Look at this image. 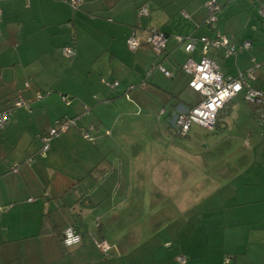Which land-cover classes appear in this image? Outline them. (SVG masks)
Listing matches in <instances>:
<instances>
[{
	"label": "crops",
	"instance_id": "1",
	"mask_svg": "<svg viewBox=\"0 0 264 264\" xmlns=\"http://www.w3.org/2000/svg\"><path fill=\"white\" fill-rule=\"evenodd\" d=\"M207 1L83 0L77 10H72L59 0H0V110L7 108L10 98L17 94L29 105L16 108L0 130V264H131L125 261L119 249L125 248L123 243L135 242L133 221L125 213L126 206L117 202L111 207L104 201L111 197L114 202L116 196L121 195L129 200L126 195L130 196L136 185L138 191L143 195L147 193L150 199L152 179L159 180V186L164 179L158 194L166 197L168 193L161 188L167 191L164 184L172 179L170 186H174L178 194L181 215L190 210L187 206L184 208L185 200L198 196L201 185L198 170L201 160L209 161L208 157L201 158L195 153L184 155L186 150L180 147L175 148L174 156H165L168 146L163 142L164 151L160 154H164V158L150 154L142 157L145 149L131 154L129 164L132 159L146 160L149 164L144 166L147 168L143 172L134 173L130 169L122 170L119 156L111 159L117 162V170L105 167L103 162L90 163L89 160L90 164H85L87 158L93 157L87 155L90 146L78 136L76 128L78 122L84 124L87 118L82 122L81 117L75 128L53 139L44 157L39 156L42 146L39 136L59 118L79 115L83 106L88 108L85 116L92 113L98 127L105 128V136L112 133L108 128H118L121 122L123 125L121 117L129 115L133 108L139 107L147 118L166 125L162 111L167 114L179 103L194 105L181 100L187 91H192L188 87L190 77L180 71V65L188 58L199 61L201 44L197 43L194 51L187 54L177 44L176 36L213 38L219 33L232 37L235 42L250 41L251 49L235 59H223L221 53L214 50H209L208 57L223 76L231 77L250 68L254 58L260 63L256 76L264 77V21L257 17V1L217 0L221 10L215 28L204 24ZM141 6L147 8V16H137ZM253 11L261 21L252 16ZM76 25H79L78 30H75ZM150 29H158L167 36L165 51L158 60L142 38L143 32ZM133 30L141 44L135 52H130L125 43ZM64 47L74 49L72 58L62 54ZM154 61L174 73L172 78L166 79H181L161 89L155 71L146 76ZM92 62H109L108 71L104 66L94 67L93 74L85 80L74 75L76 68L87 67ZM112 66L115 70L119 68L118 71L129 67L130 76L115 75ZM114 82L118 83L114 89L107 86ZM256 82L257 79L251 85L264 91V81L259 87ZM141 84L143 88L138 87ZM130 85H134L132 90L128 89ZM41 90L53 92L48 91V95L36 100L35 93H43ZM131 91H134L132 99ZM61 95L71 98V106L63 104ZM122 95L124 99L119 98ZM98 98L102 105H98ZM236 98L245 101L243 93L233 99ZM251 108L257 112L252 104ZM247 135L252 137L251 132ZM255 136L262 144V157L255 159L250 154L239 160L230 157L233 165L222 167L223 182L217 183L214 176L202 177L208 181L202 191L207 214L197 220L183 217L182 222L176 224L177 229L173 230L176 242L183 243L184 232L190 234L186 240L191 245L180 244L178 248L186 259L185 264H223L227 257L231 258V264H264V128H260L258 136L255 129ZM243 145L249 146L247 141ZM28 158H32L29 164ZM211 163L229 162L223 159ZM14 165L18 166V171L13 174L10 167ZM160 165L164 170L159 173L156 168ZM135 178L147 179L148 185L133 183ZM167 222L160 225L154 235L149 232L150 238L145 241L151 242L161 235ZM69 226L77 228L81 242L66 247L61 243V234ZM142 234L140 232L139 237ZM99 239L111 247L106 255L94 244L93 240ZM204 246L208 255L202 256L198 250ZM178 256L182 255L176 254L174 259ZM104 257L111 260H103ZM175 264H178L176 260Z\"/></svg>",
	"mask_w": 264,
	"mask_h": 264
},
{
	"label": "rangeland",
	"instance_id": "2",
	"mask_svg": "<svg viewBox=\"0 0 264 264\" xmlns=\"http://www.w3.org/2000/svg\"><path fill=\"white\" fill-rule=\"evenodd\" d=\"M69 10L71 12V9ZM253 15L255 18V11H253L252 16ZM252 16H249L250 20H254ZM262 21H264V19H262ZM78 26L79 25H76L75 30H78ZM129 56L132 57V54L129 53ZM224 62L226 65L229 64L228 60H224ZM108 64L109 62H92V64H90L89 66L86 65L87 67L76 68V72L74 75H76L80 79L85 80L87 77H89V75L93 74L92 71L94 67L99 68V66H104V68L108 71ZM115 68L119 70V68ZM112 69L117 76H130L129 67L122 68L120 69V71H118L114 69V66H112ZM154 74L155 76H159L160 81L158 82V86L163 90L167 89L169 84L173 82L177 83L181 79L180 77H177L174 80L166 79L159 71H155ZM256 77L257 82L255 84L259 87L260 83L264 81V77H260V75ZM150 83L151 81H149V87L151 85ZM41 91H43V93H46L48 91L53 92L52 90ZM133 92L134 91H131L129 93L130 99H132ZM262 93H264V91H262ZM119 98L124 99L125 97L124 95H122ZM181 100L185 101V103L190 101L191 103H194V105H196L201 101V96L197 92L187 91L185 93V97L181 98ZM98 101V105H102L101 103L103 102L100 100V98H98ZM139 109V107L133 108L129 112V115L126 114V116H122L121 118H123L124 120L123 125L121 124V122L119 123L118 128L115 127L113 130L108 128L110 131H112L111 135L104 136L105 128L100 129L98 127V124L95 121V116L92 113H89L88 117H82V122L84 121V118L87 119L84 124L78 122V126L76 129L78 130V136L82 138V140L87 142V144H89L90 146V151L87 150V155L93 157H86L87 163L85 164H90L91 162L95 163L96 161L103 162V165L105 167H112L113 170H117V162H113L111 161V159L119 156L120 160L123 162V171L127 172V170L130 169L133 170L134 173H141L145 168L144 166L148 167L149 164L146 160L143 161L132 159L131 164L132 162L134 163L133 166H131V164L128 163L129 158L132 156L131 154H137L140 150L145 149V151L142 153V157L148 156L150 154L152 157L156 156L158 158L162 156L161 158H164V154H160L162 150L164 151V143L166 144V146H168L165 151V156H174V152H176L174 151L176 150L175 148L180 147L183 149V151L186 150L183 153L180 152L184 155H187L186 153H195L200 155L201 158H209V161H204V159L201 160L200 168L198 170L201 176V185L198 196L195 198V196L193 195L186 198L184 208H186L187 206V208L190 210L183 211L182 215L177 205V201L179 200L178 194H175L176 189L174 188V186H170L172 179H169L166 185L164 184V186L167 187V191L161 188L162 191L168 193L167 197L158 194L160 192L159 187H163L164 179H161L160 186L158 185L159 180H157L156 182L154 179H152L149 183L152 189L151 192L153 193L150 196V199L147 193L143 195V193H141L142 191H138L136 185V189L132 188L134 189L133 193L130 196H128V194L126 195V197H130L129 200H126V198L123 199L121 195L119 197L116 196L114 202H111V197L108 199V201H104L106 205L109 204L111 207H113V205H115L117 202L122 207L126 206L127 210L125 213H128L133 221L136 240L135 242L131 243H123L125 248L119 249V252L123 255L127 263L149 264L152 260L153 264H175V255L179 254L183 256V254L178 251L179 245L182 244L183 247L191 245L188 244L190 243V241L186 240V238H188V236L190 235L189 231H186V233L184 232L182 236L183 243H179L178 241L176 242V235H174L173 233V230L175 228L177 229L176 224L178 225L180 222H182L183 217L197 220V218H201L207 214V207L202 202V199L205 197L202 191L208 181L202 179V177L214 176L216 177L217 183H220L225 179L224 174L222 173L224 172L222 167L224 166L225 168H228L233 165L232 163H230V161H232L230 157H236L239 160V158H246L250 154L252 155V158L260 159V157H262V144L257 142L258 139L255 136V129L256 135L258 136V134L260 133V128H264V121H261L259 119L258 111H252L250 103L240 101L236 98L233 99L230 104L226 105L225 108L218 113L216 119L218 128L215 127L214 131H209L200 125L192 124L188 136L186 138H179L176 137L174 135V132L171 129L167 128L163 122L158 123L150 120L149 118H147L145 112H141V110ZM237 109L238 112H236ZM250 123L253 124L252 128L251 125H249ZM89 126L93 127V130L90 132V136L93 137L94 140L93 143L84 139L81 136L79 130L81 128L87 129ZM232 129H234L233 135L231 134ZM247 132H251L252 137H249L247 135ZM159 141L162 144H160ZM244 141H247L249 145L248 147H245L243 145ZM81 147L83 148L82 144ZM223 159L229 163H224L225 165L215 164L216 166L214 165V163H211V161L218 162ZM163 170L164 169L162 165L156 168V171L159 173ZM140 182H145V184L148 185L147 179L143 180L135 178L133 180V183L135 184H139ZM187 203H190V205H188ZM170 220L172 222H170ZM167 221L169 222V224L166 228L162 227V229H164V232L161 235L157 236L151 242L145 241L147 237L150 238L149 232L150 234L154 235V233L159 229L160 225H163V223ZM243 228L246 229V227ZM145 231H148V234L144 233ZM140 232L143 234L139 237ZM165 242H168V244L166 245ZM206 248L207 246H204L198 250L200 251V254L202 256L208 255ZM106 259L109 261L111 260L108 257H104L103 260Z\"/></svg>",
	"mask_w": 264,
	"mask_h": 264
},
{
	"label": "built area",
	"instance_id": "3",
	"mask_svg": "<svg viewBox=\"0 0 264 264\" xmlns=\"http://www.w3.org/2000/svg\"><path fill=\"white\" fill-rule=\"evenodd\" d=\"M67 4L71 9L77 10L82 4L83 0H59ZM256 14L259 19H264V0H256ZM204 10L206 18L204 24L209 28H215L218 13L220 11V5L217 0H208L204 4ZM149 14L145 6H141L137 10V16L143 17ZM0 22H1V9H0ZM70 27V24H68ZM143 41L150 48L154 59L158 60L162 58L165 51L167 36L165 33L158 29L146 30L142 34ZM140 38L136 34V31H132L126 40V48L130 52H135L140 47ZM175 40L178 45L183 47L185 53H191L194 51L197 43L201 44L202 57L199 61H194L190 58L186 59L180 65V71L187 74L190 77L188 87L200 94L201 101L196 105H184L176 104L172 109L165 114L164 111L161 114L165 115L164 121L169 129H171L178 137H185L192 124L200 125L209 131H213L216 124V118L219 111L224 107L226 103L232 100L235 96L243 93V98L246 102L252 104L259 113V119L264 121V93L251 86V82L256 79V71L260 67V63L255 62L252 58V66L244 72H239L235 77L223 76L216 63L208 57L209 50L219 51L223 59H235L239 54L251 49V42L244 40L241 42H235L232 37L221 35L216 33L213 38L207 37H187L183 38L176 36ZM0 41H1V29H0ZM62 54L67 58H72L75 54L72 47L62 48ZM154 71H159L165 78H172L174 73L166 70L160 63L154 61L151 64L150 69L147 71L146 76L149 77ZM118 85L117 82L107 84L111 89H114ZM143 88V84L138 86ZM134 85L128 87L132 90ZM49 92L35 93V99H41L48 95ZM61 101L65 106H71V98L66 95H61ZM128 97V96H126ZM28 108L26 103L18 94L12 96L9 100L7 108L0 110V130L3 129L8 123L11 114L16 108ZM88 113V108H82V112L74 117H63L55 121L54 125L49 128L45 133L39 136L42 146L39 150V156L44 157L45 153L49 149L50 143L53 139L60 137L62 134L68 132L70 129L75 128L77 122L81 117ZM92 127H88L86 130H80L81 136L93 143L94 140L90 136L89 132ZM32 158L27 159V163L31 162ZM18 166L14 165L10 167L11 173H16ZM31 201V199L29 200ZM69 241H71L69 243ZM96 248L100 250L104 255L110 250L109 244L103 240H93ZM81 242V234L77 231L75 226H69L65 228L61 234V243L70 247ZM178 264H185L186 259L183 256L176 257ZM223 264H231V258L227 257Z\"/></svg>",
	"mask_w": 264,
	"mask_h": 264
},
{
	"label": "trees",
	"instance_id": "4",
	"mask_svg": "<svg viewBox=\"0 0 264 264\" xmlns=\"http://www.w3.org/2000/svg\"><path fill=\"white\" fill-rule=\"evenodd\" d=\"M220 10H221V8H220ZM1 16H2V15H1ZM217 21H218V20H217ZM153 63H154V62H153ZM153 63H152V64H153ZM217 116H218V114H217ZM59 119H60V118H59ZM216 119H217V118H216ZM216 125H217V121H216L215 127H216ZM214 129H215V128H214ZM213 131H214V130H213Z\"/></svg>",
	"mask_w": 264,
	"mask_h": 264
},
{
	"label": "bare ground",
	"instance_id": "5",
	"mask_svg": "<svg viewBox=\"0 0 264 264\" xmlns=\"http://www.w3.org/2000/svg\"><path fill=\"white\" fill-rule=\"evenodd\" d=\"M1 15H2V12H1Z\"/></svg>",
	"mask_w": 264,
	"mask_h": 264
},
{
	"label": "clouds",
	"instance_id": "6",
	"mask_svg": "<svg viewBox=\"0 0 264 264\" xmlns=\"http://www.w3.org/2000/svg\"><path fill=\"white\" fill-rule=\"evenodd\" d=\"M71 241H69V243H70Z\"/></svg>",
	"mask_w": 264,
	"mask_h": 264
}]
</instances>
